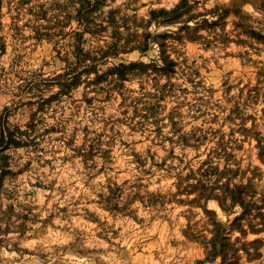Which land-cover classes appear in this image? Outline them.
<instances>
[{"label":"clouds","instance_id":"clouds-1","mask_svg":"<svg viewBox=\"0 0 264 264\" xmlns=\"http://www.w3.org/2000/svg\"><path fill=\"white\" fill-rule=\"evenodd\" d=\"M0 264H264V0H0Z\"/></svg>","mask_w":264,"mask_h":264}]
</instances>
